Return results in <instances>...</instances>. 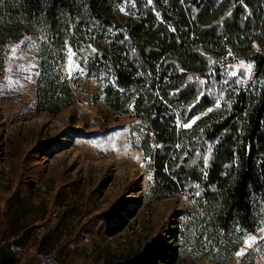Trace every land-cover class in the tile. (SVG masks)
<instances>
[{
    "label": "rangeland",
    "instance_id": "rangeland-1",
    "mask_svg": "<svg viewBox=\"0 0 264 264\" xmlns=\"http://www.w3.org/2000/svg\"><path fill=\"white\" fill-rule=\"evenodd\" d=\"M129 16L133 2L117 0L108 23L81 14L64 21L60 39L25 28L10 43L0 71V264H114L154 247V264H264V200L254 206V231L224 234L204 215L198 189L157 185L141 147L137 91L116 92L100 61ZM261 49L253 43L224 65L206 108L219 110L216 119L228 107L225 89L252 81L251 56Z\"/></svg>",
    "mask_w": 264,
    "mask_h": 264
},
{
    "label": "trees",
    "instance_id": "trees-1",
    "mask_svg": "<svg viewBox=\"0 0 264 264\" xmlns=\"http://www.w3.org/2000/svg\"><path fill=\"white\" fill-rule=\"evenodd\" d=\"M113 1L0 0V71L10 43L25 28L60 39L66 19L84 14L107 22ZM131 1L135 16L118 26L100 61L116 92L137 91L133 102L147 125L141 147L157 185L198 189L204 215L224 234L254 231V206L264 200V0ZM253 43L262 47L251 56L253 79L225 89V114L216 119L219 110H210L183 127L214 104L224 65L250 52ZM58 101L47 109L56 111ZM6 227L1 216L0 239ZM158 249L114 264H154Z\"/></svg>",
    "mask_w": 264,
    "mask_h": 264
},
{
    "label": "water",
    "instance_id": "water-1",
    "mask_svg": "<svg viewBox=\"0 0 264 264\" xmlns=\"http://www.w3.org/2000/svg\"><path fill=\"white\" fill-rule=\"evenodd\" d=\"M204 112H206V113H207V112H209V111H208V109H205V110H204ZM206 113H205V114H206ZM197 116L201 117L202 115H201V113H198V115H197Z\"/></svg>",
    "mask_w": 264,
    "mask_h": 264
},
{
    "label": "snow or ice",
    "instance_id": "snow-or-ice-1",
    "mask_svg": "<svg viewBox=\"0 0 264 264\" xmlns=\"http://www.w3.org/2000/svg\"><path fill=\"white\" fill-rule=\"evenodd\" d=\"M233 75H235V73H233ZM186 127L188 126V125H185ZM237 255H242V253H237Z\"/></svg>",
    "mask_w": 264,
    "mask_h": 264
}]
</instances>
